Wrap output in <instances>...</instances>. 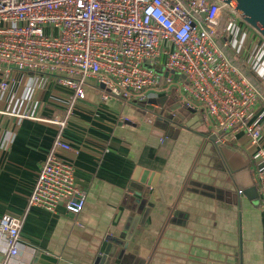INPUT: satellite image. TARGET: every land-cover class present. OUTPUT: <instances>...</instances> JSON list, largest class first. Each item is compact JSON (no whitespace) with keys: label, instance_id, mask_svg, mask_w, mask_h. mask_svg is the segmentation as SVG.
Listing matches in <instances>:
<instances>
[{"label":"crops","instance_id":"obj_1","mask_svg":"<svg viewBox=\"0 0 264 264\" xmlns=\"http://www.w3.org/2000/svg\"><path fill=\"white\" fill-rule=\"evenodd\" d=\"M10 76L18 99L11 93L0 100V221L5 215L23 220L20 254L10 264H31L40 251L57 264H95L109 245L127 249L125 264H264L259 187L241 176L248 168L254 178L256 149L245 135L215 142L201 110L175 120L166 111L156 114L161 106L103 100L88 88L64 134L76 152L58 153L75 166L76 183L87 193L85 207L77 214L64 205L55 213L29 210L59 130L48 120L66 108L55 97L68 99L72 91L53 83L28 103L21 98L31 83L28 75ZM178 76L170 87L162 88V80L146 100L168 96L164 90L171 87L183 97L186 81ZM5 77L0 72V81ZM254 82L264 88V80ZM150 114L157 116L155 126L144 122ZM6 250L0 235V264L7 262Z\"/></svg>","mask_w":264,"mask_h":264},{"label":"built area","instance_id":"obj_2","mask_svg":"<svg viewBox=\"0 0 264 264\" xmlns=\"http://www.w3.org/2000/svg\"><path fill=\"white\" fill-rule=\"evenodd\" d=\"M263 52L264 42L214 0H0V72L6 75L0 100L14 91L15 71L31 81L21 97L28 103L53 83L72 91L68 99L55 97L66 108L48 120L59 130L28 209L55 213L64 205L68 213L83 211L87 193L76 183L75 167L58 155L76 152L64 137L76 106L88 88L103 100H146L162 80L175 83L174 75L163 78L144 67L145 61L164 60L186 81V109L203 112L215 142L244 134L256 149L253 180L264 211V88L254 82L264 80ZM156 120L150 114L144 122L155 126ZM22 226L12 215L0 221L6 264L20 254Z\"/></svg>","mask_w":264,"mask_h":264},{"label":"water","instance_id":"obj_3","mask_svg":"<svg viewBox=\"0 0 264 264\" xmlns=\"http://www.w3.org/2000/svg\"><path fill=\"white\" fill-rule=\"evenodd\" d=\"M224 7L226 11L236 16L242 24L249 28L254 34H256L261 41L264 42V0H214ZM150 108V107H148ZM151 109V108H150ZM161 119V118H160ZM162 121V120H161ZM172 122L173 119L164 121L160 127L166 129V126ZM132 187L138 190L140 193L144 192V188H138L139 186ZM146 200L140 204H146ZM141 212V210L139 209ZM126 248L120 251L114 249L112 245H109L105 251V254L98 257L95 264H125ZM147 258L146 260H148ZM58 260L55 257L45 254L44 252H38L31 264H57ZM142 264L141 262H137ZM146 264V261L144 262Z\"/></svg>","mask_w":264,"mask_h":264},{"label":"rangeland","instance_id":"obj_4","mask_svg":"<svg viewBox=\"0 0 264 264\" xmlns=\"http://www.w3.org/2000/svg\"><path fill=\"white\" fill-rule=\"evenodd\" d=\"M144 67L146 69H148V70L155 71L156 73H158L163 78H165L168 73H170V74H172L174 76L178 75L177 72L169 71L166 68L164 60H158L156 62L145 61ZM165 87H170V86H168L166 82H163L162 88H165ZM100 88L103 89V90L105 89L104 86H101ZM47 90H48V88H47ZM164 91L167 93L168 96L162 95V96H160L158 98H150L149 100H146V101L142 100V99H140L138 97H133L130 100V103H132V104H137L138 103V104L146 106V104L149 102L150 104H155V105H158L159 107L161 106L162 108H165V110L163 111V109L160 107V109H157L155 111V113L158 114V115L159 114L161 115V113H165V111H166L168 114L169 113H172V115L175 114V116H174L175 120H177L178 117L182 116L181 113L188 114V115H192L193 114L191 111L186 109V104L184 103L182 97H180L181 93H180L178 88L171 87V88L165 89ZM111 97H115V96H111ZM116 98H118V97H116ZM79 105H80V103L78 104V107L76 108L75 112L78 111ZM199 117H201V114H199ZM71 124H72V122H71ZM241 135H244V134H240L238 137H241ZM223 147H224L223 149L225 151H230L229 150L230 149L229 144L226 145V146H223ZM64 161H66V160H64ZM66 162H69V161H66ZM241 173H242L241 176H244V177L248 176L250 178V180H251L252 185L254 187H257V185L253 182L252 175L249 172L248 168L245 169L244 171H241ZM241 176H237V179H239ZM27 205H28V203H27Z\"/></svg>","mask_w":264,"mask_h":264}]
</instances>
